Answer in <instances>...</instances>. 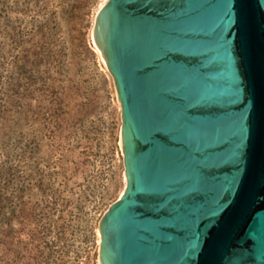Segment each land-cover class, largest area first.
<instances>
[{
	"label": "water",
	"instance_id": "95a60500",
	"mask_svg": "<svg viewBox=\"0 0 264 264\" xmlns=\"http://www.w3.org/2000/svg\"><path fill=\"white\" fill-rule=\"evenodd\" d=\"M125 186L99 264H264V0H106Z\"/></svg>",
	"mask_w": 264,
	"mask_h": 264
},
{
	"label": "rangeland",
	"instance_id": "374dc122",
	"mask_svg": "<svg viewBox=\"0 0 264 264\" xmlns=\"http://www.w3.org/2000/svg\"><path fill=\"white\" fill-rule=\"evenodd\" d=\"M104 2L0 0V264H99V220L125 186L92 39Z\"/></svg>",
	"mask_w": 264,
	"mask_h": 264
},
{
	"label": "bare ground",
	"instance_id": "6f19581e",
	"mask_svg": "<svg viewBox=\"0 0 264 264\" xmlns=\"http://www.w3.org/2000/svg\"><path fill=\"white\" fill-rule=\"evenodd\" d=\"M102 5H103V4H102ZM102 5H101V6H102ZM122 191H123V190H122ZM121 193H122V192H121ZM121 193H120V194H121ZM99 241H100V239H99Z\"/></svg>",
	"mask_w": 264,
	"mask_h": 264
}]
</instances>
